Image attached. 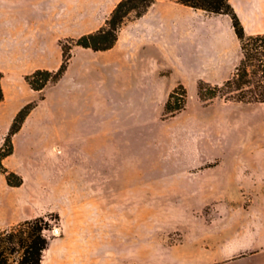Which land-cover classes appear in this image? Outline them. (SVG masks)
Listing matches in <instances>:
<instances>
[{
  "label": "crops",
  "instance_id": "crops-1",
  "mask_svg": "<svg viewBox=\"0 0 264 264\" xmlns=\"http://www.w3.org/2000/svg\"><path fill=\"white\" fill-rule=\"evenodd\" d=\"M230 2L248 35L264 34V0ZM90 7L79 13L67 0H0L4 91L0 145L18 112L41 95L25 77L37 69L61 66V39L77 38L105 24L101 12ZM240 54L241 42L230 16L195 10L175 0H158L142 17L128 20L110 50L75 46L62 79L44 89L45 98L13 138L15 152L4 163L24 177V184L11 187L0 172V230L44 214V210L36 211L33 200L36 177L30 178L15 161L21 146L35 154L36 147H43L48 149L47 158H63L58 193L67 214V218L64 213L61 216L60 234L51 240L43 264H152L154 259L162 264H264V136L258 145L255 174L218 177L205 169L213 161L185 175L188 189L205 198L192 208L188 226L180 229L182 240L176 244L167 238L132 236L138 207L131 196L122 205L119 191L122 178H137L135 173L122 172L120 165L136 164L137 143L131 140V131L148 124L150 108L157 103L159 121L169 123L189 107L188 103L175 116L160 118L175 87L188 86L182 79L166 84L175 69L168 68L165 60L172 56L182 61L198 87L200 80L223 84L239 64ZM85 85H95L100 97L103 121L94 130L78 125L84 115ZM121 99L129 104L132 123H114L120 119ZM78 114L81 118L73 120ZM56 115H62L63 127H54ZM190 129L193 126L186 132ZM183 130L172 131L171 137ZM75 147L80 149L76 154ZM34 160L36 156L28 159L35 167Z\"/></svg>",
  "mask_w": 264,
  "mask_h": 264
},
{
  "label": "rangeland",
  "instance_id": "rangeland-1",
  "mask_svg": "<svg viewBox=\"0 0 264 264\" xmlns=\"http://www.w3.org/2000/svg\"><path fill=\"white\" fill-rule=\"evenodd\" d=\"M120 1L67 0V3L72 4L74 11L79 13L94 5L96 11L108 19ZM133 16L134 13L130 17ZM177 62L172 56L165 60L168 68L175 69L174 73L168 76L166 84L170 86L181 79L188 82L189 107L178 119L169 123L159 121L161 111L157 103L150 108L148 124L135 133L131 131V140L137 143L136 164L125 166L121 162L120 165L122 172L135 173L137 178H122L119 184L122 205L128 203L127 199L131 196L132 199L135 197L138 207L135 219L133 218L135 226L131 235L138 238L151 237L154 241L167 238L170 244L182 240L180 229L188 226L192 208L198 206L205 198L188 189L186 185L189 180L185 175L195 172L194 169L199 165L213 161L215 165L222 162L218 166L205 169H209L210 174L218 177L255 174L258 145L264 136V103L246 104L215 98L206 104L199 99L198 87L191 81L183 62ZM85 86L87 93L82 95L81 104L84 111L83 120L80 119V114L74 115L73 120L78 116V125L84 124L94 130L95 126L103 121L98 105L100 97L95 93V85ZM58 94L61 96V93ZM118 101L124 102V105L120 103V119L114 123H132L127 100ZM160 118L168 119L170 116H166L164 110ZM107 119L106 117L105 120ZM55 122L54 127H63L62 115H56ZM191 126L193 129L186 132ZM177 129L184 130L172 138L171 132ZM73 150L76 154L80 149L75 147ZM58 153L63 155L59 149ZM48 154V149L43 147H36L35 154L21 146L15 155V161L30 178L36 177V194L33 197L36 211L44 210L45 214L50 210L62 216L63 213L66 214V204L58 190L63 183L64 161L59 156L47 158ZM31 156H36L33 161L36 163L35 167L28 161ZM204 214L210 216L212 213ZM64 216L67 218V214ZM52 225L53 229L45 232L51 240L60 234L58 223L52 221ZM21 253L18 250L10 254L11 263L17 264ZM162 262L161 259H154L152 264Z\"/></svg>",
  "mask_w": 264,
  "mask_h": 264
},
{
  "label": "trees",
  "instance_id": "trees-1",
  "mask_svg": "<svg viewBox=\"0 0 264 264\" xmlns=\"http://www.w3.org/2000/svg\"><path fill=\"white\" fill-rule=\"evenodd\" d=\"M158 0H121L111 13L105 24L96 31L83 34L77 38L60 40L63 50V61L56 70L37 69L25 77L31 87L41 93L38 100L25 105L15 117L9 133L0 145V172L6 177L11 187H20L24 184V177L9 169L4 161L15 152L13 138L26 121L29 114L45 98L43 91L50 84H56L64 76L73 56L75 46L90 48L94 51L112 49L118 39L124 24L132 18H140L148 12ZM176 2L203 10L214 15H228L241 42V60L232 76L223 84H212L205 80L198 82V96L204 103L215 98L239 103H264V34L248 35L230 0H175ZM134 13V16H130ZM0 71V102L4 99ZM188 103V90L183 83H179L170 94L165 106L166 116H175L184 110ZM215 164H208L212 167ZM52 221L61 224V215L58 212L46 214L25 220L13 226L10 230H0V264L11 263L10 254L20 250L21 257L17 264H43L44 253L51 239L46 231L53 229Z\"/></svg>",
  "mask_w": 264,
  "mask_h": 264
}]
</instances>
